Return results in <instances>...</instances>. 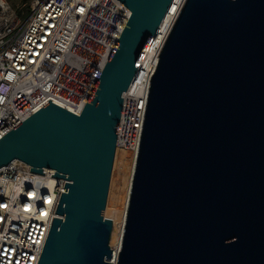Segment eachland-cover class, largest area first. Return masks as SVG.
<instances>
[{"label": "water", "instance_id": "1", "mask_svg": "<svg viewBox=\"0 0 264 264\" xmlns=\"http://www.w3.org/2000/svg\"><path fill=\"white\" fill-rule=\"evenodd\" d=\"M130 11L76 114L48 99L0 137L64 178L37 264H112L123 93L173 0ZM116 264H264V0H184L149 79Z\"/></svg>", "mask_w": 264, "mask_h": 264}, {"label": "built area", "instance_id": "2", "mask_svg": "<svg viewBox=\"0 0 264 264\" xmlns=\"http://www.w3.org/2000/svg\"><path fill=\"white\" fill-rule=\"evenodd\" d=\"M129 13L120 0H35L22 18L9 0H0V137L48 99L78 114ZM159 31L160 26L156 36ZM156 36L144 57L153 49L158 58L164 40L160 45ZM153 70L141 79L136 73L123 93L116 146L133 151L135 157ZM49 171L54 170L33 172L19 159L0 167V179L8 181V185H0V264H37L51 221L59 216L55 209L66 179L53 176L57 180V200L46 215L43 200L33 201L21 195L10 203L11 197L3 194V189L11 191L18 177L43 178ZM32 187L25 182V192ZM40 191L42 196L48 195L47 188ZM33 203L34 212L24 210Z\"/></svg>", "mask_w": 264, "mask_h": 264}, {"label": "bare ground", "instance_id": "3", "mask_svg": "<svg viewBox=\"0 0 264 264\" xmlns=\"http://www.w3.org/2000/svg\"><path fill=\"white\" fill-rule=\"evenodd\" d=\"M183 2L184 0H173L171 2L169 9L160 25L159 35L156 36L157 42L160 43V45L162 44L168 31L170 30L172 23L174 22ZM156 54L157 52L153 51V49L147 52L146 56L143 59L140 70L137 72V78L141 79L145 75L148 76L150 72L155 68L157 60ZM121 161L122 165L120 166L116 186V192L120 193L118 209L111 208V219L113 225L110 236V244L112 246V256L110 260L112 264H116L119 255L132 173L135 163V153L133 151L123 149Z\"/></svg>", "mask_w": 264, "mask_h": 264}, {"label": "clouds", "instance_id": "4", "mask_svg": "<svg viewBox=\"0 0 264 264\" xmlns=\"http://www.w3.org/2000/svg\"><path fill=\"white\" fill-rule=\"evenodd\" d=\"M131 15V13H129ZM55 176L54 171L47 172L46 176L41 178L39 176L25 177V178H17L15 183L11 185V191H9L8 187L3 189V194L9 195L11 197V202H15L21 195H26L29 200L39 201L43 200L44 204L47 206L46 209L42 210L43 214H48L52 212L55 202L57 200L56 197V185L57 180L53 179ZM30 182L33 187L31 190L25 192V182ZM0 185H8V181L6 179H0ZM41 188H47L48 195H41ZM5 207L7 205H4ZM26 209H31L33 212L35 211V204H29L25 207ZM10 211H19V209H9Z\"/></svg>", "mask_w": 264, "mask_h": 264}, {"label": "rangeland", "instance_id": "5", "mask_svg": "<svg viewBox=\"0 0 264 264\" xmlns=\"http://www.w3.org/2000/svg\"><path fill=\"white\" fill-rule=\"evenodd\" d=\"M10 3L16 8L19 15H21L22 18L26 16L28 13L31 4H34L35 0H9ZM122 165V161L120 166ZM109 245L112 248L109 240Z\"/></svg>", "mask_w": 264, "mask_h": 264}, {"label": "snow or ice", "instance_id": "6", "mask_svg": "<svg viewBox=\"0 0 264 264\" xmlns=\"http://www.w3.org/2000/svg\"><path fill=\"white\" fill-rule=\"evenodd\" d=\"M82 11V10H81ZM26 210H28V209H26ZM43 215H46V214H43Z\"/></svg>", "mask_w": 264, "mask_h": 264}]
</instances>
